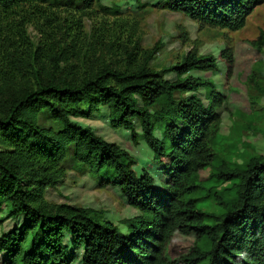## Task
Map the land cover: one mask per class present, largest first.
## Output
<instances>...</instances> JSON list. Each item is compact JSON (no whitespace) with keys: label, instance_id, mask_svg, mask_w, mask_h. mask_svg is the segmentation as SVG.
Wrapping results in <instances>:
<instances>
[{"label":"trees","instance_id":"16d2710c","mask_svg":"<svg viewBox=\"0 0 264 264\" xmlns=\"http://www.w3.org/2000/svg\"><path fill=\"white\" fill-rule=\"evenodd\" d=\"M40 0H0V9L11 10ZM90 2L91 0H86ZM264 0H163L161 7L213 26L237 30L245 25L254 8ZM259 38H264L260 31ZM2 49L5 50L3 45ZM156 44L140 64L124 69L101 66L79 81L50 73L42 79L32 63H21L13 53L0 49V202L7 215L23 217L19 227L0 235V264H264V153L244 165L216 166V182L236 181L234 195L208 190L205 197L220 205L219 213L198 207V174L217 160L214 146L223 101L211 80L188 74L190 70H214L215 59L188 52L180 62L155 71L147 62L160 49ZM220 56L231 75L233 57ZM264 52L260 51V61ZM52 70L60 57L51 54ZM36 78L35 85L9 94L24 71ZM175 72L176 80L164 77ZM206 90L205 105L195 95L175 97V92ZM159 103L151 113L150 107ZM99 106L108 109L112 128L129 132L134 145L139 135L164 167L165 189H156L146 172L137 175L136 158L114 142H108L71 117L90 115ZM45 110L55 124H41ZM156 125L162 133L155 135ZM72 147V159L90 171L101 185L117 187L140 214L119 231L110 220L70 202L52 203L47 187L57 185L65 174L63 161ZM71 244L64 242L65 235ZM175 234L193 235L194 244L175 258L168 246ZM69 247L72 249L69 250Z\"/></svg>","mask_w":264,"mask_h":264},{"label":"rangeland","instance_id":"374dc122","mask_svg":"<svg viewBox=\"0 0 264 264\" xmlns=\"http://www.w3.org/2000/svg\"><path fill=\"white\" fill-rule=\"evenodd\" d=\"M163 0H40L34 4L0 9V45L4 54L10 53L19 62L32 63L42 79L50 73L79 81L94 74L101 66L111 65L124 69L129 64H140L156 44L160 49L147 62L155 71L174 65L188 53L211 56L214 70L193 69L179 76L191 75L201 80H211L223 101L216 106L219 129L214 141L217 160L198 174L199 187L193 193L198 207L206 212L219 213L221 207L213 198L205 197L208 190L221 191L224 197L234 195V183L216 182L211 173L216 166L230 168L244 165L251 157L264 153V2L257 5L245 25L237 30L213 26L189 18L184 14L161 7ZM227 50L233 57L231 75L226 77L227 64L220 56ZM60 57L58 69L52 70L49 55ZM24 77L17 76L9 94L20 87L35 85L36 78L26 70ZM164 77L176 80L175 72ZM195 95L205 105L209 101L206 90L175 92V97ZM159 103L150 107L151 113ZM82 126L89 127L108 142L127 150L137 160L133 169L137 175L146 172L156 189H165L164 167L141 138L138 119L134 127L139 143L134 145L129 132L112 128L108 109L99 106L90 115L71 117ZM41 124H55L45 110L39 114ZM155 135L162 133L156 125ZM70 146L63 161L65 174L57 185L47 187L45 197L52 203L70 202L89 209L99 220L112 221L119 231L128 232V222L140 214L129 205L121 191L112 185H101L94 175L72 159ZM8 206L0 202V235L23 222L21 215L8 216ZM193 235L175 234L168 246V255L175 258L186 253L194 244ZM64 242L71 244L66 234ZM72 245V244H71ZM72 248L69 247V250ZM78 258L72 264H80Z\"/></svg>","mask_w":264,"mask_h":264}]
</instances>
